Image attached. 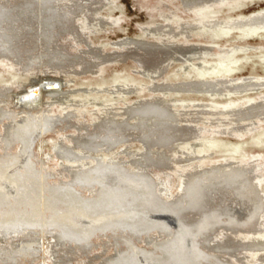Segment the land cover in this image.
<instances>
[{"label":"bare ground","instance_id":"6f19581e","mask_svg":"<svg viewBox=\"0 0 264 264\" xmlns=\"http://www.w3.org/2000/svg\"><path fill=\"white\" fill-rule=\"evenodd\" d=\"M15 2H16V7H11L10 1L6 2L3 0H0V14H2V12L5 11V8H9L12 11V15H11L12 17L16 16L15 14H17V16L20 18L19 20H13L14 22H17L16 25H14L13 27L11 26L10 23H7L4 29L2 30V32L5 36L11 38L12 40H14L18 35H22V34L26 36L33 35V49L31 50L29 49V51H27L31 53L30 58H29V63L27 64L25 63V61L27 60H19V61L14 62L9 56H6L4 59H6L8 63H10L9 65L11 67H16L18 68L17 70H21L24 73H27L28 71H31L32 69L34 70L36 68H40L41 70L42 69L41 67H44L45 70L43 71H45V74H46V72H49V71H54V72L59 71L60 72V70H64L67 67L74 68V66H78L80 70L86 71V70L91 69L93 66L95 68L96 64L105 60V57H102L100 55L101 54V52L99 51L100 49L98 50L97 48H93L92 46H90V44H87L88 39L87 41L85 40L86 36L82 35V31L80 30L79 27H76V25L75 26L73 25L74 15L78 11L84 12V10L82 9L89 11L90 5L91 6L92 4L98 5L96 3H99V2L95 0H15ZM237 2L238 0H184V4L183 3L181 4H183L187 8L186 10L191 11L192 13H194L196 16L199 17V20L197 23L198 25L203 26V27H207L210 29L221 28L222 31H225V32L226 31L229 32L235 29L241 30L243 32H244V29H247L248 31L249 30L254 31V32L258 30H264V11L252 14L247 19L237 18V19H229V20L228 19L214 20V19H211L210 15H208L207 13L206 14L204 13L206 11H210V9L213 8L214 6H223V5L232 6L236 4ZM95 8H97V6H95ZM23 9L30 11V13L23 11ZM91 9L94 10L93 7ZM85 15L87 17L89 16L86 13ZM98 20H100V18ZM17 24H19L20 26L19 28L21 29L20 33H18L19 29L16 30L15 28ZM87 27L89 28V26ZM177 27H180V25H177ZM191 27L192 26H190L189 29H191ZM180 28H183V26L181 25ZM192 28H196V27H192ZM151 30H153V28H151ZM184 30H186V28ZM85 32H86V29H85ZM63 37H64V40L66 41L71 40L73 42L74 45L72 46L74 47V51L70 52L68 50L69 49L68 44L66 45V44L60 43L62 41L61 38ZM128 42H131V41H128ZM78 43L80 44L85 43L86 48L84 49L78 48L77 47ZM121 43H123V41ZM131 44L133 43L131 42ZM134 45H137L139 48L144 49L143 51L145 52L146 55L143 57L141 54V57H143V60H145L143 61V63L146 61L148 63L149 62L151 63L153 57H155V53H154L155 50L153 52L148 47H150L152 44L147 45L146 43H143V42H134ZM164 46H167V45H164ZM189 46H186V48ZM175 47H172V48H175ZM154 49H159V48L155 47ZM161 49H163L164 51V48H161ZM234 50L235 48L230 51L224 50L222 51V53L224 55H227L231 51L233 52ZM23 53L25 54L26 52H23ZM166 53L167 52H165L164 54L166 55ZM178 54L180 55V53ZM181 55L182 57L185 56L184 53L182 52H181ZM1 57L3 56L0 55V58ZM131 59L132 58H130V60ZM136 60L138 61V59ZM32 61H33V67L30 66V63ZM181 61H178V62H181ZM144 68H147V67H144ZM161 70L163 72V69ZM210 70H213L215 71V73H218V74L219 73L229 74L233 71L231 67H225L223 63H220L217 66H212L209 70L205 69L204 73L210 74L209 73ZM153 72L154 71H152V73ZM80 73L82 72L80 71ZM204 73L198 74L200 78L194 79L189 82H184V83L177 84V85H173V84H168V85L163 84V85H155V86L151 85V88L148 87V89L152 91L154 90L156 91L157 89H167L168 91L170 90V92L172 90L173 92H175L174 90L176 91L184 90V91H190V92L199 91V92H206L207 94L209 93L214 94V93H220L221 91H223L219 89V85L225 84L227 86L224 89V92H227V94L229 95L231 93L233 94L247 93L249 91H254V90H259V89L264 88V76L263 77L259 76L255 78L253 77L251 80L249 78L248 79L240 78L236 80H232V79L227 80V78L224 75L219 74L220 76L219 78L206 80L203 75ZM33 83H34V80H33ZM116 88H118V86H116ZM123 88L124 89L122 90L118 89L112 92H115L117 94V92L119 91L124 92L130 89L127 86L126 88L125 87ZM55 89L51 91V95H55L54 94L56 93ZM6 90H7V87H4V88L1 87L0 96L2 95L4 96V93ZM21 90L23 91L24 89H21ZM89 92H92V91H89ZM102 92H104V89H102ZM58 93L61 94L59 91ZM38 95H39L38 93L35 95L33 93V96L29 94L27 97L29 98L30 96L31 100L29 102L28 101L25 102V105L30 106L32 103H34L35 100H37L36 96ZM1 98H4V97H1ZM247 100H246L247 102L243 103L244 106L240 105L237 102L230 103L229 104L230 107H225L224 110L220 112V114L223 113L224 115L226 114L231 115L232 113H234L235 115L234 114L232 115H234L233 118H235L237 122L238 121L244 122L247 120L250 121V119L254 117L258 118L260 114L264 113L262 111L264 110L263 103H262L264 102V95L259 97L258 99L259 102H257V100L255 99H251V100L247 99ZM1 103L2 102L0 101V104ZM136 104L137 105L133 107H127V109L124 108L126 116H127L125 117L126 119L124 118L125 120L118 121L110 117L103 118L99 123L96 122L97 124L95 125L91 123L93 125L92 127H88L89 125L87 126V125H84L83 123H81L83 125H75L73 122H71V118L73 114L68 111H65L63 115H58V116L48 115L47 110H45L44 112L41 110L37 112L33 111V113L31 111H21V112L16 113L0 105V125L1 124L3 125L1 127L2 133H0V185H3L2 186L3 188H0V264H13L8 259H9V256L13 257L15 255L17 257V260L15 258L13 259H15L18 264H20V262H23L25 260L34 262L38 254L35 251V249L32 251L30 250L28 251V249H32V247H34V245L38 241L46 238L45 237L46 232H50L51 235L53 236L50 249L47 251L50 256L49 259H51V262L53 264H71L72 263L71 260L76 257L75 255L77 253L85 254V257H86L87 252L90 251L91 247H93L94 245L93 238L94 237L102 238L104 235L106 236V240L105 241L103 240L102 243L100 244V247H102L101 251L97 253L94 258H92L98 261L97 264H110L115 261H118V262L124 261L125 264L144 263V261L143 262L141 261V258L145 254H150L151 252L150 251L151 241H148L149 238L147 239V241L144 242L143 245H141L140 241L137 243V245H135L134 243L135 239L133 238V235L131 232L124 230L125 229L124 227L123 230H118L119 233H116V232L114 233L113 230L116 229V227L118 226L114 225V227L115 226L116 227L113 228L110 225V223L118 219H123L126 222L137 224L140 218L138 219L134 215L133 213L134 206L139 204V206L143 209L147 207L150 208V206H152V204H154L155 201L157 202V197H159V199L162 200V202H164V204L168 208H170V210L178 211L179 208L183 206V204L185 203L188 204L187 208H190L189 204L191 202H194V199L196 196L195 191L198 190V188L202 187L205 189H211L214 186L218 191L223 192L222 189L225 187L224 185L229 184V183H232V185L236 184V185H241V186H238L234 191L232 190V187L234 185L227 187V189L232 190V192H230V198H233L236 200V202H238L233 205H230L228 208L232 211L231 213L233 214V216L236 217L237 220L245 221L249 218L250 221L248 224H245L243 228L237 227V226H230L228 225V222H225V225L220 226L222 228L219 229L217 233L215 234L214 241L216 240L221 241L222 249L216 250L214 253H209L208 255L211 258L217 257L218 260H220L221 262L220 264H247V261H246V259L248 258L247 255L260 254L259 258L256 259V261L257 260L259 261V263L257 264H264V239L252 237L253 235H256L257 233L262 232L261 230L264 228V197L259 190V185H260V181L262 180V178L257 173V171L261 170V167L263 166V163H264L263 156L262 155L252 156L251 159H248L244 162H238V163H232L230 161H226L225 159L224 162L221 164L212 165L210 168L201 167V169H198V170H197L198 166L196 167V169H195V166L193 168H191L192 167L191 166L190 169L187 168V170L189 169L187 172L181 173L180 175L181 183H180L178 192L175 193L170 198L168 197L169 199H167L166 196L169 194V190L165 185L166 182L165 181L163 182V180L159 179L157 176L155 179H153L154 177L151 175L152 173L151 169L153 168L162 169V168L168 167L169 164L172 162L173 158L166 152V150H168V148H170L175 142L181 139H184V138H188V136L194 135L193 133L195 132L197 133V131H195V129H191L192 126L191 127L178 126L177 124L178 122H180L178 120H177L178 122L176 121V118H177L176 115L178 113L177 111L176 112L174 111L176 113L175 115L170 109L169 104H168L169 106H167L166 104L161 103L160 101L156 99L155 100H145V101H141ZM205 106L203 105L202 107L205 108ZM194 107H196V104ZM199 107L202 110V107L201 106ZM110 110H108V112ZM261 111L263 113H261ZM77 113H81V112H77ZM122 113H119V114L122 115ZM135 113H136V115H134L135 117H131V115ZM199 113L202 114L201 112ZM210 113H213V112H210ZM182 114H184V112ZM187 114L185 113L184 115L186 116ZM197 114L196 116H194L195 115L194 114L192 119H194V117H197ZM133 118L135 119V123H130L129 122L130 119L133 120ZM197 118H199V114ZM5 120L8 122L4 123ZM52 120H55L56 122L60 123V125H57L56 123V124H53L52 126L50 125L51 126L50 128H47L48 127L47 126L44 129V126L46 125V123H48V121L52 122ZM229 120L231 119H228V121ZM228 121L226 122V124L228 123ZM232 121L234 123V119ZM104 122H106L107 125L111 124L113 126H116L121 123L123 124L125 122L124 124H126L127 130H125L124 133H121V135L123 134L125 136L124 137L125 139H123L124 141L122 142H125L126 140H128L127 138H129L128 137L129 134L132 135L130 131L136 132V135H137L136 138L144 147V149H142L141 154L134 155L131 152L122 150L125 153V155L128 157V160H124L123 158L118 159V160L114 158H110L108 160L106 159L102 160L104 156L103 154L98 155L97 153L99 151L98 147L95 148L96 146L94 147L92 146L93 148L92 147L89 148L87 147V145L83 144L85 143L84 139L88 137L87 136V134H89L88 132L91 130L96 131L97 127L101 123H104ZM190 122L192 123V121ZM49 124L51 123H48L47 125ZM208 124H210V122ZM62 125H72V126H75L77 130V133L75 135L66 136L70 144H66L65 142L60 141L59 143H56L55 150H54V155H55V158H57L58 163L62 162L63 164H65V174L64 175L67 177V180L65 181L61 179L60 177L57 178V176L52 175L46 169V165L37 158V155L35 154V151H34V141L36 140V138H34V135H33L36 133L35 132L36 130L37 131L39 130V132L37 133L39 134V137H42L44 134L52 132L55 130L56 127L58 129V126H62ZM253 125L255 124L253 123ZM68 127L69 126H67V128ZM216 127L218 126L216 125ZM240 127L241 125L238 128ZM233 128L235 130V127ZM120 129L117 132H120ZM234 130H230V132H233ZM200 131L201 132L203 131L202 128ZM200 131L198 130V133ZM219 131L216 133H220ZM248 131L250 130L248 129ZM230 132H228L227 135L230 136L229 134ZM237 132H241V128L238 129ZM91 133H93V131ZM196 136H199V135H196ZM100 138H101V135H100ZM116 140H118V137ZM121 140L119 141L121 142ZM119 141H118V144H119ZM92 144H94V142ZM210 145L211 144H209V146ZM102 146L104 145L102 144ZM31 150L33 151L31 152ZM104 150L107 151L109 149H104ZM183 153L185 154V152ZM68 155H74L75 158L74 157L69 158ZM81 156H85L84 158L86 159H84V161L81 160L82 159L80 158ZM90 157L95 158L96 160L87 167L85 165L86 163L88 164V162H90L88 161ZM97 157H99V159H97ZM24 158H25V161H23ZM193 158H190V159H193ZM180 159L178 158V160ZM128 163L132 165L134 168L137 166L136 171L132 169V167L128 169L127 172L130 171L129 172L130 175L126 174V177H123V176L120 177L121 179L119 178V180L116 182L118 184L116 187L109 186V185L108 186L101 185L99 190L97 189L96 191H93V189L91 190V188L94 186L91 185L90 190L83 189L84 187H88L84 183L86 180H89V178L98 176V174L104 172V170H110V171H114L117 169L119 170V168H122L119 166H124ZM177 164L181 165V163H177ZM16 165H19V169H21L22 171L12 174L11 172L16 169L15 168ZM169 167L171 168V166ZM131 172L133 173V175L135 174V176H132ZM166 176H169V175H166ZM148 185L150 186L149 188H151L152 192L149 191L151 193H148L146 189ZM9 190L16 191L15 195L18 196V199H19L17 200L18 201L17 204H15L16 199H13L12 201H10L11 202L10 205H9V201L8 203L6 202L7 201L6 199L8 198L6 193H8ZM148 194L149 195L153 194L151 198L152 203L150 202L151 200H149L150 196ZM240 197H242L243 200L247 202L246 203L247 205L242 204ZM20 200H24V202ZM210 207L214 208L212 204H208V205L206 204V208H205V204L202 205V208L199 211V214L197 215L195 214V212L192 214L189 210H184L183 214H185L186 218L185 217L184 219L183 217L176 218V222L178 224L179 235L177 236L175 241L174 239H171V243H172V240L174 241L173 242L174 246L172 245L174 248L169 249V251L167 252V255L170 257L168 258L166 257L165 260L171 259L170 260L171 262L167 260L171 264H184L185 262H187L185 261V259L187 260L186 257L189 258V256L194 255V253L197 251V248L195 246L196 245L195 239L192 238L191 236V230L204 229L208 219L210 218V217H207L208 213L206 210L208 211L214 210V209H211ZM138 213L136 215H138ZM165 213H167V211ZM164 224L167 225L166 223ZM98 226L99 227L104 226V228L106 226V228L107 227H110V228L103 229L104 232H101L98 234L97 233L95 234V232H92L95 235L92 234L93 236L91 237L88 236L89 237L87 238L88 241L86 240L88 243L86 244V241H84L85 245H81L82 244L81 242H80L81 244H79L77 243V241L74 242L73 240H71L74 238L78 239V238L83 237V235L87 234L89 230L92 231L93 228H96ZM143 226L145 225L143 224ZM171 227H172V224H171ZM22 229H27L28 233L29 231H31V234L24 233V235L20 237L19 236L17 237L16 235H14L13 238H10L13 232H16V231L18 232V231H21ZM41 229H45V230H41ZM57 231L61 233L62 237L58 235ZM90 233L88 234L90 235ZM239 233H249L252 236L251 237L249 236L241 237ZM172 237H174V235ZM67 238H69L70 240ZM159 238H162V237L159 236ZM6 239H9V240H7L6 243H2L3 240L5 241ZM115 239L117 240L120 239L124 241V244L125 243L127 244V247H128L127 252L119 251V253L114 254V252L117 251L115 250L116 248L114 247ZM154 239L157 240V238H154ZM159 242L160 241H158V243ZM132 244L136 246L135 249L130 247ZM164 246H167V245H164ZM159 247H160V243H159ZM110 248H112L113 252L111 255H109L110 257L106 260L105 257L108 256L106 255V252ZM168 248L166 249L168 250ZM123 249H126V248L123 247ZM16 253L17 254L19 253V255H17ZM161 256H162V253H161ZM101 259H103V261H100ZM109 260H111L112 262L111 261L109 262ZM154 260L156 261L158 259H154ZM145 261H148V259ZM84 264H86V262H84Z\"/></svg>","mask_w":264,"mask_h":264},{"label":"rangeland","instance_id":"374dc122","mask_svg":"<svg viewBox=\"0 0 264 264\" xmlns=\"http://www.w3.org/2000/svg\"><path fill=\"white\" fill-rule=\"evenodd\" d=\"M3 1H6V2L10 1L11 7H16L15 0H3ZM95 1L99 2V3H96L98 5H95V4H92V6L90 5L89 11L82 9L87 15H89L88 17L85 15L83 11H78L76 13L78 16L75 14L76 16L74 15V21H73V25L74 26L76 25V27H79L80 30L82 31V35L86 36V37L84 36L85 40L87 41L88 39L87 44H90V46H92L93 48H97L98 50L100 49L99 50L101 52L100 55L102 57H105L104 61H101V62L98 61L99 65L96 64L95 68L93 66L92 67L93 69L91 68L86 71H82L80 70L78 66H74V68L67 67L64 70H60V72L59 71L58 72L49 71V72H46L45 74V71H43L45 70V68L41 67L42 68L41 70L40 68H36L34 70L32 69L31 71H28L27 73H24L21 70H17L18 68L16 67H11L9 65L10 63H8L6 59H4L6 56H9L14 62L19 61V60H27L25 61V63L26 64L29 63V58H30L31 53L27 51H29V49L30 50L33 49V35L31 36H26L24 34L18 35L14 40L5 36L2 30L4 29L6 24L10 23L11 26L13 27L17 23V22H14L13 20L20 19L17 16V14H15L16 16L12 17L11 9L5 8V11L2 12V14H0V55L3 56L0 58L1 59L0 60V88L7 87V90L5 91L4 96L3 95L0 96V101L2 102L0 105L2 107L12 110L16 113L21 112V111H31L33 113V111L37 112L41 110L44 112L45 110H47L48 115H54V116L63 115L65 111H68L73 114L71 118V122H73L75 125L84 124L87 126L89 125L88 127H92L93 125L99 123L103 118L110 117L118 121L125 120L126 119L125 117L127 116H126L124 108L127 109V107H133L137 105L136 103H139L141 101L156 99L160 101L161 103L166 104L167 106L170 105L169 107L172 110V112L176 115L175 112L177 111V113L179 114V115L178 114L176 115L177 117L176 121L177 120L180 121V122L177 121L178 122L177 125L181 127H188V126L191 127L192 126L191 129H195L197 133L195 132L193 133L194 135L188 136V138H184V139H181L175 142L171 146L172 148L170 147L168 148V150H166V152L173 158L171 162L172 164L171 163L169 164L171 168L168 166L162 169L161 168L151 169L152 170L151 175L154 177L153 179H155L157 176L159 179L163 180V182L164 181L166 182L165 185L169 190V194L166 196L167 199H169L171 196H173L175 193L178 192V189L181 183L180 175L182 172H187L191 166H192L191 168L195 166V169L198 166L197 167V170H198V169H201V167L210 168L212 165L221 164L224 162L225 159L226 161H230L232 163H238V162H244L248 159H251L252 156H256V155H262L264 158V113H263L264 110H262L263 112L261 111V113L263 114H260L258 118L254 117L250 119V121L247 120L244 122L243 121L237 122V120L233 118L235 115L234 113H232L234 115L231 114L232 116L227 115V114L224 115L223 113H221L222 114L221 116L220 114V112H222L225 107H230L229 104L232 102H237L240 105H243V103L247 102L248 101L247 99L249 100L255 99L257 100V102H259L258 100L259 97L264 95V88L259 89V90L249 91L247 93H240V94L231 93L229 95L227 94V92H224V89L227 86L225 84L219 85V89L223 90L221 91L223 93L220 92V93H214V94H211V93L207 94L206 92H199V91L190 92V91H184V90H179L180 92L176 90H174L175 92H173L172 90L170 92V90L168 91L167 89H157L156 91L154 90L155 91L154 92L148 89V87L151 88V85L153 86L163 85V84L177 85V84H181L184 82L192 81L194 79H198L200 78L198 74L204 73L205 69L209 70L212 66H217L220 63H223L225 67H231L233 69V71L229 74L219 73V74L224 75L227 78V80H231V79L236 80L240 78L241 79L249 78L251 80L253 77L254 78L259 77V76L263 77L264 76V60H263L264 59V30H258L254 32V31H250V30L248 31L247 29H244V32H243L241 30L235 29L229 32L227 31L225 32V31H222L221 28L210 29L207 27L200 26L197 23L199 20V17L196 16L191 11L186 10L187 8L183 5L184 0H100V1L95 0ZM95 6H97V8H95ZM92 7L94 8V10L91 9ZM23 11L30 13V11H27L24 9ZM262 11H264V0H238V2L232 6H227V5L214 6L213 8L210 9V11H206L204 13L205 14L207 13L208 15H210L211 19H214V20H217V19L218 20H226V19L229 20V19H237V18L247 19L252 14L262 12ZM89 13L91 14V16ZM98 17L100 18V20H98L99 19ZM177 25H180V27L182 25L183 28L177 27ZM87 26H89V28ZM190 26L196 27V28L191 27V29H189ZM15 28L16 30L19 29L20 28L19 24H17ZM151 28H153V30H151ZM185 28L186 30H184ZM85 29H86V32H85ZM20 31L21 29L18 30V33H20ZM83 31L85 34L83 33ZM89 31L90 32L92 31V32L90 33ZM61 40H60L61 41L60 43L69 45L68 50L70 52L74 51V47L72 46L74 44L71 40L66 41L64 40V37L61 38ZM121 40L123 41V43H121L122 42ZM128 41H131L133 44H131V42H128ZM134 42H143V43H146L147 45L152 44L150 47L146 46L150 48L153 52L155 50L154 52L155 57H153L151 63L150 62L148 63L147 61H146L147 63L146 62L143 63V61H145L143 60V57L146 55L145 52L143 51L144 49H141L137 45H134ZM80 43H78V46H77L78 48L80 49L86 48L85 43L83 44H80ZM164 45H167L170 48L175 47V46L176 47L170 49L169 47L164 46ZM186 46H189V47L186 48ZM155 47L159 49H154ZM160 47L164 48V51ZM234 48L235 50L233 52L231 51L227 55H224L222 53V51L224 50L230 51V50H233ZM180 51L184 53L185 55L184 57H182ZM23 52H26V53L24 54ZM162 52L164 53L167 52L168 54L166 53L165 55ZM178 53H180V55ZM141 54L143 57H141ZM130 58L132 59L130 60ZM136 59H138V61ZM178 61H181V62H178ZM30 66L33 67V61L30 63ZM144 67H147L148 69ZM161 69H163V72ZM68 71H70L71 73ZM80 71L82 73H80ZM152 71L154 72L152 73ZM158 73L161 75H159ZM209 73L210 74H206V73L203 74L206 80L215 79V78L220 77L219 74L215 73V71L213 70H210ZM33 80H34V83H33ZM49 83L58 84L59 88L55 89V92H56L54 93L55 95H51V91H53L54 89L45 88V85ZM116 86H118V88H116ZM126 86L132 90L128 89L124 92L119 91L117 92V94L115 92H112L118 89L122 90L124 89L123 87L126 88ZM21 89H24V90L22 91ZM32 89L38 91L39 95L36 96L37 100H35L34 102L35 104L32 103L30 106L25 105V102L27 101L29 102L31 100V97L30 96L29 98L27 97L26 100L24 101L21 99L27 93L32 91ZM102 89H104V92H102ZM129 90L131 93L129 92ZM58 91L61 94H59ZM89 91H92V92H89ZM31 96H33V93H31ZM1 97H4V98H1ZM262 103L264 107V102ZM195 104H196V107H194ZM198 105L201 107L203 105L204 106L206 105V106L205 108L202 107V110H203L202 111ZM110 109H112L113 111ZM108 110L110 111L108 112ZM121 110L123 111V113ZM180 111L182 113L184 112V114L185 113L187 114L188 112L189 113L185 116ZM77 112H81V113H77ZM199 112L201 113L204 112V113L200 114ZM210 112H213V113L217 112V113L213 114ZM119 113H122V115ZM197 113L199 114V118H197L198 117ZM196 114H197V117H194V119H192L193 115L196 116ZM134 115H136V113L132 114L131 117H135ZM228 119H231V120L228 121ZM233 119H234V123L232 121ZM184 120L185 122L186 121L187 122L185 123ZM190 121H192V123ZM227 121L228 123L226 124ZM7 122L8 121L6 120L4 121V123H7ZM129 122L135 123V119L134 118L133 120L130 119ZM209 122L210 124H208ZM48 123H51V124L47 125ZM48 123H46V125L44 126V129L47 126H48L47 128H50L53 124H56V123L57 125H60V123L56 122L55 120H52V122L48 121ZM124 123L118 124L116 126H113L111 124L107 125L106 122L101 123L97 127L98 131L88 130L89 131L88 132L89 134H87L88 137L84 139L85 143L83 144L87 145V147L89 148L92 146L93 147L96 146L95 148L98 147V150H99L97 152L98 155L103 154L104 156L102 160H105V159L108 160L110 158H114L116 160L123 158L124 160H128V157L125 155V153L122 150L131 152L134 155L135 154L140 155L144 147L136 138L137 136L136 132L130 131L132 135L129 134L128 136L129 138H127L130 142L128 140H126L125 142H122L124 141L123 139H125L124 138L125 136L123 134L121 135V133H124L125 130H127V126ZM253 123L255 125H253ZM216 125L218 127H216ZM240 125H241L240 127L241 132H237L238 129H240L238 128ZM2 126L3 125L1 124L0 133H2V128H1ZM67 126L69 127L67 128ZM233 127H235V130ZM201 128L203 130L202 132L200 131ZM119 129H120V132H117L119 131ZM248 129L250 131H248ZM198 130L201 133L200 132L198 133ZM226 130L228 132H230V130H234V131L237 130V131L230 132L229 133L230 136H229L227 135L228 132ZM92 131L93 133H91ZM218 131L220 133H216ZM35 132L36 133L33 134L34 138H36V140L34 141V151H35V154L37 155V158L46 165V169L52 175L57 176V178L60 177L64 181L67 180V177L64 175L65 174V164H63L62 162L58 163L57 158H55V155H54V150H55L56 143H59L60 141L65 142L66 144H70L66 136L75 135L77 133L76 127L72 125L58 126V129L56 127L54 131L46 133L42 137H39V134L37 133L39 132V130L38 131L36 130ZM99 132L100 133L103 132V133L100 134ZM100 135H101V138H100ZM196 135H199V136H196ZM117 137H118V140H116ZM119 140H121V142ZM118 141H119V144H118ZM93 142L94 144H92ZM102 144L105 147L102 146ZM209 144L211 145L209 146ZM100 146L102 149L100 148ZM104 149H109V150L105 151ZM32 151L33 150H31V152ZM183 152H185V154ZM68 156L69 158L71 157L75 158L74 155H68ZM84 157L85 156H81L80 157L82 158L81 160L84 161V159H86ZM178 158L179 159L181 158V159L178 160ZM190 158H193V159H190ZM90 159H88V161H90L91 163L88 162V164L86 163L85 166L88 167L90 164H92V162L96 160L95 158H91V157ZM97 159H99V157H97ZM23 161H25V158L23 159ZM177 163H181V165ZM119 167H122V168H119V170L117 169L114 171L104 170V172L98 174V176L89 178V180H86L84 183L88 187H84L83 189L90 190L91 185L94 186L91 188V190L93 189V191H96L97 189L99 190L101 185H106V186L109 185V186L116 187L118 185L116 182L119 180V178L122 176L126 177V174L130 175L129 173L130 171L127 172L128 169L132 167V169L136 171L137 166L134 168L132 165L128 163L124 166H119ZM15 168L16 169L11 172L12 174L22 171L21 169H19V165H16ZM187 168L189 169L187 170ZM257 173L259 176H261L262 180L264 181V163H263V166L261 167V170H258ZM131 175L135 176V174L133 175L132 172H131ZM166 175H169V176H166ZM262 180L260 181L259 190L264 197V182ZM233 185L232 183L225 184L224 185L225 187L222 189L223 192L218 191L214 186L211 189H205V188L200 187L198 188V190L195 191L196 196H195L194 202H191L189 204L190 208H187L188 204L185 203L183 204V206L179 208L178 211L170 210V208H168L164 204V202H162V200L159 199V197H157V202L153 201L154 204H152L150 208L148 207L145 208L146 210L141 208L139 204L136 203L137 205H135L133 209L134 215L138 219L139 218L141 219L142 217H144L141 220L139 219L137 224H132L130 222H126L123 219H118L110 223V225L113 228L118 226L116 227V229L113 230L114 233L115 232L119 233L118 230H123L125 227L124 230L132 233L133 238L135 239V242H134L135 245H137L139 241L141 242V245H143L144 242L147 241V239L149 238L148 241H151V245H150L151 252L150 254H145L141 258V261L142 262L144 261L145 264H159V263L160 264H171L168 262L171 259H167L168 261L165 259L166 257L167 258L170 257L167 255V252L169 251V249L174 248L173 242L179 235L178 224L176 222V218L178 217H181V218L183 217V219L184 217L186 218L185 214H183L184 210H189L192 214L195 212V214L197 215L199 214V211L201 210L202 205L205 204V208H206V204L207 205L212 204L214 208L212 207L210 208L214 210H211V211L206 210L208 213L207 217H210V218L208 219L204 229L191 230V236L192 238L195 239V243H196L195 246L197 248V251L194 253V255L189 256V258L186 257L187 260L185 259V261L187 262H185L184 264H220L221 262L220 260H218L217 257L211 258L208 255L209 253H214L216 250L222 249L221 247L222 242L217 241V240L214 241L215 234L217 233L219 229L222 228L220 226L225 225V222H228V225L230 226H237V227L243 228L245 224H248L250 221L249 218L245 221L237 220L236 217L233 216V214L231 213L232 211L228 208L230 205L238 203L236 202L235 199L230 198V192H232V190L234 191L238 186H241V185H236V184H233ZM2 186L3 185H0V188H3ZM228 186H233L232 190L227 189ZM149 187L150 186L148 185L146 189L148 193H151L152 191H151V188ZM15 194H16L15 190H9L8 193H6V195L8 196V198L6 199L7 200L6 202L8 203L9 201V205L11 203L10 201H12L13 199H16L15 204H17L18 202L17 200L19 199H18V196H16ZM149 196H150L149 200H151L150 202L152 203L151 198L153 194ZM240 200L242 204L247 203L246 201L243 200L242 197H240ZM20 201L24 202V200H20ZM166 211L168 214L165 213ZM137 213L138 215H136ZM157 219L159 222L157 221ZM168 222L170 225L168 224ZM164 223H166L167 225H165ZM143 224L145 226H143ZM171 224H172V227H171ZM114 225L116 226L114 227ZM108 228L110 227L106 228L105 226L104 228V226L102 227L98 226L96 228H93L92 231L89 230L87 232L88 234L91 231L90 235L84 234L83 237L81 238H78V239L74 238L75 240L74 239H71V240H73L74 242L77 241V243L79 244L82 243L81 245H85L84 241L86 240L88 241L87 238L95 235L96 233L98 234V233L104 232L103 229H108ZM41 230H45V229H41ZM21 231L13 232L10 238H13L14 235H16L17 237L18 236L20 237L24 235V233L25 234L28 233L27 229H22ZM261 231L262 232H259L253 236L250 235L249 233H239V235L241 237H244V236L251 237L252 236V237L264 239V228ZM92 232H95V234ZM57 233L58 235H60V237H62L60 232L57 231ZM28 234H31V231H29ZM173 235L174 237H172ZM104 236L102 238L94 237L93 238L94 245L93 247H91V250L87 252L86 257H85V254L77 253L75 255L76 257L73 256L75 258L71 260L72 261L71 264H84V262H86V264H97L98 261L92 258H94L95 255L101 251L102 247H100V244L102 243L103 240L104 241L106 240V236L105 237ZM159 236L162 238H159ZM45 237L46 238L40 240L41 242L38 241L34 245V247H32V249H28V251L29 250L32 251L35 249V251L38 254L34 262L25 260L23 262H20V264H41V263L42 264H53L51 262V259H49L50 256L47 252L50 249L53 236L51 235L50 232H46ZM154 238H157V240H155ZM171 239H174V241L172 240V243H171ZM7 240L9 239H6L5 241L3 240L2 243H6ZM119 240L120 239L118 240L115 239L114 247L116 248L115 250L117 251L114 252V254L119 253V251L127 252L128 250L127 244L125 243L126 244L125 245L124 241L122 240L119 241ZM87 241H86V244L88 243ZM158 241H160L159 242L160 247H159ZM120 244L126 249H123V247H121ZM163 244L167 246H164ZM118 246L121 248V250ZM130 247L134 249L136 248L134 244H132ZM166 248H168V250ZM112 252H113L112 248L107 250L106 255L108 256L105 257L106 260L110 257L109 255H111ZM161 253H162V256H161ZM17 255H19V253ZM247 256H248V258L246 259L247 264L259 263V261L258 260L256 261V259L259 258L260 254L247 255ZM11 257L12 256H9L8 260L12 262L13 264L14 263L18 264L16 261L17 260L16 255L13 256L12 259ZM13 258H15L16 260ZM144 259L145 260L148 259V261L150 260L149 263L148 261H145ZM154 259H158V260L155 261ZM100 261H103V259H101ZM110 261L111 260H109V262ZM113 263L114 264H125L124 261H120V262L115 261ZM113 263H110V264H113ZM144 263H141V264H144Z\"/></svg>","mask_w":264,"mask_h":264},{"label":"water","instance_id":"95a60500","mask_svg":"<svg viewBox=\"0 0 264 264\" xmlns=\"http://www.w3.org/2000/svg\"><path fill=\"white\" fill-rule=\"evenodd\" d=\"M45 88H47V89H55V88H58V84H57V83H49V84H46V85H45ZM31 93L36 94V93H38V91H37V90H32V91H30L27 95L23 96L22 100H23V101L26 100L27 96H28L29 94H31Z\"/></svg>","mask_w":264,"mask_h":264}]
</instances>
